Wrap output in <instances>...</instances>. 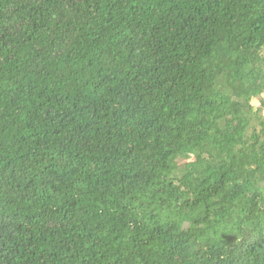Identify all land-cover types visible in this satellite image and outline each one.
<instances>
[{
  "label": "trees",
  "instance_id": "trees-1",
  "mask_svg": "<svg viewBox=\"0 0 264 264\" xmlns=\"http://www.w3.org/2000/svg\"><path fill=\"white\" fill-rule=\"evenodd\" d=\"M0 264H264V0H0Z\"/></svg>",
  "mask_w": 264,
  "mask_h": 264
}]
</instances>
